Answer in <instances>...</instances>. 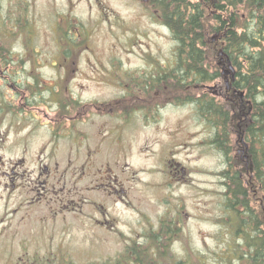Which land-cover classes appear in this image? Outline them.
I'll list each match as a JSON object with an SVG mask.
<instances>
[{
    "label": "rangeland",
    "instance_id": "rangeland-1",
    "mask_svg": "<svg viewBox=\"0 0 264 264\" xmlns=\"http://www.w3.org/2000/svg\"><path fill=\"white\" fill-rule=\"evenodd\" d=\"M8 1L10 0H0V19L10 14ZM189 1L196 3L198 0ZM102 2L104 3L101 4ZM204 5L203 9L207 14L204 22L205 33L213 48L215 66L219 71L221 67L217 51L221 49V45L216 50L212 44H216L213 38L216 36L214 26L217 24L212 19L208 3ZM73 10L78 21L85 26L82 36L78 35L75 38V42L84 39L85 44L81 48L73 47V41L70 42L71 44L57 46L53 43L49 44L40 37L35 45L30 44L29 49L26 50L20 42L21 33L14 35L11 32V29L16 30L15 23L8 20L9 34H6V41L2 42H5L4 45L7 48L3 53L9 61L3 63V74L0 71V182L4 180L2 171L12 166V163L19 158L21 150L27 151V164L30 170L34 167L33 158L37 159L38 151L42 150L46 152L37 161L50 162L51 165L57 162L61 170L67 165L72 167L74 171L72 187L76 192L74 197L81 200L79 209L83 211L79 212L80 214L89 213L88 204H83L82 200L105 203L106 217L110 219L105 231L89 229L86 224L80 228L76 225L77 227H74L67 236V240L71 242L70 255L57 254L58 257L69 258L74 264L93 262L115 264L118 255L124 251V244L128 243L134 235L133 227L137 234V242H143L145 230L157 229L161 218L172 217L177 213H180L182 219L180 224L182 231L172 241L170 247L176 260L188 259L192 264H237L238 261H240L239 264H252L250 261L244 262L249 253L245 248L244 238L239 237L247 233L250 219L254 220L257 216L242 214L237 217V221L232 220V213L228 208L227 190L223 184L225 179L222 175L228 166L231 172L232 168L238 165L235 164L237 155L235 152L238 147H243L242 139L253 147L252 140L248 139L240 122L222 120L213 107L216 124L211 128L202 120L203 114L201 116L198 114L201 109H198L199 107L195 104L165 108L160 111V119L148 123L137 121L136 124L126 128L125 140L127 144L131 143V148L126 157L125 155L120 157L119 165L114 162V152L86 155V149H83L80 157L71 155V139L63 137L64 134L61 133V136L52 142L47 127H36L31 124L28 108L25 122L19 126L22 122L18 117L20 114L15 115L20 106L19 86L32 87L33 71H38L49 85L58 86V83H55L59 75L55 72L56 69L78 70L79 73L69 84L70 91L75 95L81 94L82 99H87L100 93L106 96L114 90L97 78V73H93L95 70L120 71L121 75L124 71L141 74L144 70L168 65L171 59L175 61L173 56L177 43L171 31L151 20L150 14L144 13L139 4H129L127 0H82L80 4L74 6ZM114 10L117 11L116 15L121 23H114L112 15ZM153 14L155 16L154 11ZM241 14L239 21L242 24ZM74 35L77 36L75 33ZM50 53L54 55L51 61H47L46 57ZM64 56L70 59L68 66L65 64ZM73 60L75 62H72ZM239 63L242 64L241 61ZM36 95L41 96L42 99L47 96V93ZM58 96L61 97L60 94ZM222 99H218L216 103L223 102ZM36 102H39V99ZM6 105L13 113L8 112ZM36 106H39L37 111L53 112L55 110L50 109V104L43 99L42 104ZM223 111L231 113L233 120L236 118L230 109L225 108ZM218 117L221 119L218 120ZM96 123H100V120L96 119ZM95 126L91 123L87 124V127L93 129ZM226 130L227 152L224 149L221 150L217 143L214 144L215 147L209 146L211 140L216 139V135L217 137L220 135L223 139V133ZM108 134V132L105 133V135ZM263 139L261 137L260 144L255 147L264 148ZM113 140L114 135H109L108 141L113 142ZM234 147L237 150H234ZM49 150H56V156L50 157ZM249 153L247 151L250 157L251 153ZM228 157L231 158L232 163H228L227 166ZM170 158L178 160L186 168V176H189L187 180L174 179L167 164V159ZM261 159L263 189L261 188L257 193V186L255 185L254 189L253 185L254 192L251 191L254 197L260 199L257 200L260 201V209L264 203L263 154ZM107 161L115 163L118 184H107L104 191L102 187H99V182L111 180L109 178L114 173L102 176L103 164ZM121 165L124 169H120ZM167 179L171 181V184ZM32 189L28 182L26 187L19 189L11 187L10 209L17 207L18 198L20 201L24 197L35 195V190ZM2 194L1 202L5 203L8 201L7 194L4 191ZM246 202H251L253 207H258L254 200L250 201L247 197ZM26 211L21 209L15 216L10 217V238L15 234L16 220L26 215V221H32L33 215L39 213L38 210L28 212L26 209ZM232 211L234 212L233 209ZM229 219L232 222L231 228L228 224ZM21 221L24 223L17 229H20L25 236L29 235L28 229L35 223H28L22 219ZM233 222L236 223V228ZM240 223L242 224L239 225ZM39 227L40 225L33 229L37 232ZM56 229H60V226L58 225ZM22 233H19L13 243L17 250H19L20 239L24 237ZM42 255L50 256V254Z\"/></svg>",
    "mask_w": 264,
    "mask_h": 264
},
{
    "label": "flooded vegetation",
    "instance_id": "flooded-vegetation-1",
    "mask_svg": "<svg viewBox=\"0 0 264 264\" xmlns=\"http://www.w3.org/2000/svg\"><path fill=\"white\" fill-rule=\"evenodd\" d=\"M58 1L61 2L58 3ZM162 1L127 0L129 4H139L144 13L150 14L151 20L168 28L164 23L163 12H161L159 6ZM8 2L10 7L8 13L10 14L6 18L2 16L0 19L1 33L5 37L6 32H4V29L7 30L9 26L8 20H12L15 23L14 27L21 33L20 42L26 50L30 44L35 45L36 40L40 37L49 44L53 43L58 46L59 43L66 42L65 39L60 38V30H73L78 31L77 34H80L81 31L79 30L84 29V24L78 21L73 10L74 6L80 4L82 0H10ZM196 3L202 8L205 3H208V8L212 12V19L217 24L214 26L216 36L213 38L216 44H212L216 50L221 45V49L217 51L221 70H214L215 78L210 84L202 89L195 88L198 90L195 91V96H190V99H192L190 102H185L183 93L191 90V88L183 86L185 81L180 79V75H183L184 72L179 70L150 69L142 71L141 74H132L124 71L122 75L120 71L95 70L93 73H97V78L110 85L114 90L106 96L100 93L87 99H82L81 94L75 95L70 91L69 84L73 82V79L79 73L78 70L56 69L55 72L59 75L55 83H58V86L49 85L48 81L40 77L38 71H33V74H31L33 78L32 87L22 88L21 85L19 86L20 106L17 109V114H15H20L18 117L21 118L22 122L19 126L25 122L28 108L30 110L29 121H32L31 124L36 127H47L52 142L57 140L61 133L64 134L63 137L71 139V155L80 157L83 149H86V155L114 152V162L119 165L120 157L122 155L126 157L131 148V143L127 144L125 140L126 128L136 124L137 121H146L148 123L160 119V111L165 108H179L187 104H195L200 107L201 103H211L212 108L216 107V112L220 108L221 110L230 109L233 115L239 117L238 122H246L249 111L257 103L260 104L261 109L264 107V88L262 86L258 87L259 93L256 98L249 96L248 86V76L250 74H261L248 68V53L250 51L253 53L258 52L259 57L264 56V15L260 24L258 38H256L258 46L255 47L250 45V41L246 37L238 38L237 40H234L233 37L235 31L233 19L242 25L237 27L236 31L239 34H248L250 20L248 12H242L241 24L239 21V9L228 5L226 1L198 0ZM220 5H224L226 10L221 9ZM153 11L156 13L155 16ZM116 13V10L112 13L114 23H121ZM5 39L2 38V41H6ZM53 55L50 53L46 57L47 61H51ZM64 61L68 62L69 59L66 58ZM240 61L242 64L239 63ZM72 62H75V60ZM0 71L3 74V70L1 69ZM168 75L171 78L170 80L161 79ZM38 81L40 83L44 82L48 86L41 84L36 86ZM241 82L242 85H240ZM60 91L65 95L64 100H60L57 96ZM43 92H46L47 96L42 99L50 104V109H55L53 112L49 110L37 111L39 106L36 105L42 104V99L41 96L36 94ZM37 99H39V102H36ZM218 99H222L223 102L216 103ZM6 108L9 112L8 105H6ZM11 112L13 113V111ZM229 115L230 118L225 120L233 121L231 113ZM96 119H99L100 123L97 124ZM202 120L211 128L216 123L215 120L206 117L202 118ZM88 123L96 126L94 129L87 127ZM106 132L109 134L105 135ZM111 134L114 135L113 142L108 141ZM215 140L212 139L209 146L215 147ZM106 145L107 147H105ZM238 150H240V156L246 165V169H250L246 148L238 147ZM45 152L39 150L36 158H41ZM49 152L50 157L56 156V150H49ZM115 155L118 156L117 159ZM37 159L33 158L34 167L30 170L27 164V151L23 149L19 158L12 163V166L2 171L4 182H0V264H74L68 257V259H64L57 255H70L71 242L67 240V236L73 231V228L77 227L76 225H79L80 228L83 224H86L89 229L105 231L106 226L110 222V219L106 217L105 203L103 202L82 200L83 204H88L89 213H79L83 211L79 209L81 200L74 197L76 195L75 189L72 187L74 171L71 166L67 165L61 170L57 162L51 165L50 162L37 161ZM115 163L107 161L103 164V177L114 172L109 178L111 180L99 182V187H102L104 191L107 184H118ZM167 164L170 167L169 172L172 173L174 179H188L186 168L181 162L170 158L167 159ZM124 166L121 165L120 169H124ZM167 181L171 183L169 179ZM26 182L33 187L32 190H35L36 194L28 198L24 197L20 201L18 198L17 207L10 209V188L19 189L26 187ZM3 191L7 194L6 199H8L5 203L1 202ZM21 209H24V211L27 209L28 212L31 210L39 211L37 215H33L32 221H26V215L22 216L23 218L21 217L22 220L28 223H35V225L28 229L29 235L25 236L20 229H17L24 222L21 219L16 220L15 234L10 238V217L15 216ZM261 210L263 213L257 216L259 227L257 236L259 238V246L263 250L264 203ZM163 219L159 221L161 222ZM38 225L40 227L36 232L33 227ZM58 225L60 229H56ZM132 232L134 235L128 242L130 244L137 242L135 227H133ZM19 233H22L24 237L20 239L19 250H17L18 248L13 243ZM243 242L245 248L253 251V253L256 252V249L253 248L248 239H244ZM128 243L124 244L123 248H126ZM258 250L261 251L259 247ZM42 254H50V256Z\"/></svg>",
    "mask_w": 264,
    "mask_h": 264
},
{
    "label": "trees",
    "instance_id": "trees-1",
    "mask_svg": "<svg viewBox=\"0 0 264 264\" xmlns=\"http://www.w3.org/2000/svg\"><path fill=\"white\" fill-rule=\"evenodd\" d=\"M223 1H226L228 5H232L235 9H239V13L246 11L250 16L248 26L249 35L246 33L239 34L236 31V28L241 27L242 25L233 19V25L235 29L233 33L234 40L246 37V39L250 41L251 46L257 47L258 42L256 38H258L260 24L264 15V0ZM159 6L161 8V12H163L164 23L169 27L177 43V46L174 52L175 61H171L168 63V65L166 64L161 68L156 67L155 69L183 71L184 74L180 75V79L185 81L183 86L191 88V90L185 91L183 93V97H185V102H190L192 100L190 99V96H195L194 94H196V90L202 89L206 85L210 84L215 78V73H213L214 70L218 69L215 66L216 61L214 60L213 48L211 47L210 42H208L205 33L206 27L204 22L206 20L207 14L205 9H203L197 3H192L189 0H163L161 3H159ZM220 8L226 10L224 5H220ZM5 30L6 29H4V32L9 34V29L6 31ZM1 32L0 41L2 42L1 38H5L6 34L4 37L3 33ZM11 32L14 35H17L20 31L17 29H11ZM73 34V30H60V38L65 39L66 41L61 42V45L71 44L70 42L73 41V47L81 48L85 44L84 39L83 41L75 42ZM4 43H0V70L2 69L4 61H9V59L3 53L4 50H7ZM248 57V68L261 73L260 75L250 74L248 76L249 96L257 98L259 93L258 87L262 86L264 88V56L259 57L258 52L253 53L250 51L248 53ZM161 79L170 80L171 78L168 75L167 77ZM39 85L40 81L36 83V86ZM240 85H242V82ZM61 100H64V98ZM199 106L201 108V114H203L202 116H208L210 119H214L211 103H201ZM217 114L221 118L229 119L228 112H224L221 110V108L218 110ZM238 119L239 117L236 116L233 121L237 122ZM218 125L220 126L219 123ZM241 125L243 126L244 132L247 134L248 139L252 140L251 143L253 144V147H251L250 143L248 142V151L251 153H249V162L252 168H250L248 171L246 170L245 164L241 160L237 148L234 147V150H237V152H235L237 154L235 156V164L238 165H235L236 168H232L231 172H229L230 167L228 166V168L225 169L222 174L225 178V184L227 187L226 194L228 196V208L232 213L231 218L234 221H237V217L242 214L245 216H258L260 214L259 211H261L260 201H257L259 198L254 197V194H251V191L254 192L255 185L257 186V193H259L261 188L263 189V184L261 185V176L263 175V171L261 170V163L263 162L261 159V154L264 155V148L261 147V149H259L255 146L260 144L261 137L264 138V107L261 109L260 104L257 103V105L249 111L247 122H244ZM227 134L228 133L226 130V132L223 133V139L219 135L216 140L219 148L224 149L225 152L228 150V147H226ZM253 185L254 189L252 187ZM246 197L250 201L254 200L259 208L253 207L251 202H246ZM179 222V218H166L161 221V224L157 229L146 230L144 241L127 245L125 250L119 254L120 256L118 255L115 264H186L187 262H189L187 264H192L188 259H182L180 261L176 260L170 250L172 241L180 235V231L182 230L179 226ZM244 222H247V220H244ZM249 223V230L246 231V234L240 236L239 238L248 239L250 244L253 245V248L256 249V252L253 253V251H250L246 248L249 254L246 255L244 262L250 261L252 264H256L257 262H259V264H264V251L259 246V238L257 236V230L259 228L257 218L254 220L253 218L250 219ZM228 224L231 228L232 222L230 219L228 220ZM241 224L242 223L239 225ZM233 225H236V223L233 222ZM236 227L237 225L235 228ZM258 247L261 249V251L258 250ZM239 262L240 261H238L237 264H239ZM91 264L105 263L93 262ZM106 264L110 263L106 262Z\"/></svg>",
    "mask_w": 264,
    "mask_h": 264
}]
</instances>
